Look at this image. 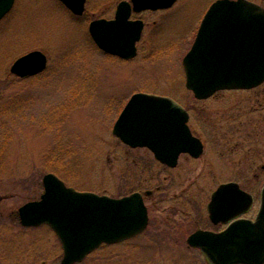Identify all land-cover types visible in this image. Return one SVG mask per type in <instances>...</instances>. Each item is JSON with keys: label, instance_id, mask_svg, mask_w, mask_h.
<instances>
[{"label": "rangeland", "instance_id": "rangeland-1", "mask_svg": "<svg viewBox=\"0 0 264 264\" xmlns=\"http://www.w3.org/2000/svg\"><path fill=\"white\" fill-rule=\"evenodd\" d=\"M57 1L15 0L0 20V264H61L53 230L23 226L17 212L39 198L47 172L78 190L112 197L153 192L145 199L147 230L76 264H208L178 238L156 236L167 221L189 226L197 205L204 214L221 182L236 181L251 192L256 212L264 186V81L203 100L186 88L181 58L213 0H177L134 13L145 26L136 57L127 61L103 54L88 31L92 19L112 17L119 0H86L83 15ZM251 1L264 7V0ZM33 49L46 54V69L31 78L12 74L13 60ZM137 91L169 95L183 105L202 154L181 153L168 167L148 148L116 137L112 126ZM186 196L189 201L182 200Z\"/></svg>", "mask_w": 264, "mask_h": 264}, {"label": "water", "instance_id": "water-1", "mask_svg": "<svg viewBox=\"0 0 264 264\" xmlns=\"http://www.w3.org/2000/svg\"><path fill=\"white\" fill-rule=\"evenodd\" d=\"M81 14L85 0H61ZM175 0H122L111 19L89 22L93 40L106 52L123 58L136 53L135 42L143 28L131 11L167 8ZM14 0L0 3V19ZM185 86L198 99L221 89H249L264 81V7L250 0H215L204 13L193 43L182 59ZM46 66L40 50L13 61L10 71L20 77L36 74ZM187 110L170 97L136 92L116 119L112 132L131 147H147L155 158L175 166L181 152L198 157L203 149L187 124ZM37 200L22 204L17 212L23 226L48 224L59 238L61 264L81 261L102 242L113 243L135 235L147 224L142 196L133 192L110 197L67 187L55 174L42 178ZM252 195L237 182L221 183L208 204L214 222L227 221L246 211ZM222 212V217L216 213ZM198 246L212 264L264 263V186L254 220L239 218L220 232L198 230L187 239Z\"/></svg>", "mask_w": 264, "mask_h": 264}, {"label": "flooded vegetation", "instance_id": "flooded-vegetation-1", "mask_svg": "<svg viewBox=\"0 0 264 264\" xmlns=\"http://www.w3.org/2000/svg\"><path fill=\"white\" fill-rule=\"evenodd\" d=\"M57 1V0H56ZM57 2H59L60 4H62L59 0L57 1ZM63 5V4H62ZM64 6V5H63ZM64 8L69 12V13H71L65 6H64ZM85 13V11L81 14V15H83ZM71 14H73V13H71ZM134 14V13H133ZM132 14V15H133ZM74 15V14H73ZM142 21H143V23H144V26H145V22H144V20L142 19ZM142 32H143V30H142ZM142 32H141V36H142ZM141 36H140V39H141ZM139 39V40H140ZM139 40L136 42V46H135V48H136V55H137V53H138V46H137V43L139 42ZM93 43H94V45L96 46V48L98 49V50H100L101 52H103L101 49H99V47L96 45V43L93 41ZM190 43H191V41H190ZM152 51V50H151ZM103 54H106V53H104L103 52ZM107 55H109V54H107ZM110 56H112V57H114V58H117V59H119V60H123V61H127V60H130V59H124V58H121V57H119V56H116V55H111L110 54ZM136 57V56H135ZM134 58V57H133ZM132 59V58H131ZM126 103V101L124 102V104ZM124 104H123V106H124ZM215 190V189H214ZM213 190V191H214ZM213 191H211V193H210V195H209V199L207 200V202H206V204H205V207H204V214L201 212V208H200V206L199 205H197L195 208H193V218H189V220H187V223H189V226H187V227H184L183 228V226L181 225V224H176L175 226H173L169 221H167L166 222V224H167V227H164L163 229H162V231H161V233H162V235H157L156 236V238H167V239H171L172 240V238H178L182 243H186V245L188 246V247H190V248H192V249H194V250H196L197 251V253H198V255L201 257V258H203V259H205L206 260V262L208 263V264H211L208 260H207V257H206V255L200 250V248H198V247H195V246H191L189 243H188V241H187V239H188V237L190 236V234H192V233H194V232H196V231H198V230H206V231H211V232H219V231H221L226 225H227V223H229L230 221H232V220H235V219H237V218H242V217H246V218H254V216H255V214L257 213V210H256V212H252V206L250 207V209H248L246 212H244V213H242L241 215H237V216H235V217H233L232 219H230L229 221H227V222H223V221H221V220H219L218 222H213V220H212V218H211V214H210V211H209V209H208V204H209V202H210V200H211V196H212V193H213ZM132 192H139L141 195H142V198H143V201H144V203H145V205H146V207H147V214H148V221H147V225L145 226V228L140 232V233H142V232H144L145 230H147V228H148V225L151 223V220H150V218H149V210H148V206H147V204H146V202H145V199H147V198H152V196H153V192H152V190H149V189H147V190H145L144 192H142L141 190H138V189H135V190H132L131 192H129V193H132ZM128 193V194H129ZM158 197H162V194H160ZM254 197V196H253ZM188 200L189 201V198H188V196H186V197H184L182 200L183 201H185V200ZM254 201H255V199H254ZM253 201V202H254ZM155 205H157V203H155ZM175 208H177V207H175ZM178 210V209H177ZM177 212H180V210H178ZM180 214H182L181 212H180ZM216 216L217 217H222V212H217L216 213ZM203 219L205 220V221H203ZM202 222H204L203 224H202ZM177 225H179L180 227H177ZM181 229L182 231L180 232V230H178V231H176V233H174V234H171V232H170V230L172 231V229ZM139 233V234H140ZM139 234H137V235H134V236H132V237H130V238H133V237H136V236H139ZM130 238H127V239H130ZM127 239H124V240H127ZM123 240V241H124ZM120 242H122V241H120ZM120 242H117V243H120ZM117 243H112V244H108V245H113V244H117ZM103 245H105V244H103ZM103 245H100L99 247H101V246H103ZM264 264V263H263Z\"/></svg>", "mask_w": 264, "mask_h": 264}, {"label": "trees", "instance_id": "trees-1", "mask_svg": "<svg viewBox=\"0 0 264 264\" xmlns=\"http://www.w3.org/2000/svg\"><path fill=\"white\" fill-rule=\"evenodd\" d=\"M0 167H2V165H1V158H0Z\"/></svg>", "mask_w": 264, "mask_h": 264}, {"label": "snow or ice", "instance_id": "snow-or-ice-1", "mask_svg": "<svg viewBox=\"0 0 264 264\" xmlns=\"http://www.w3.org/2000/svg\"><path fill=\"white\" fill-rule=\"evenodd\" d=\"M3 2V0H0V3H2Z\"/></svg>", "mask_w": 264, "mask_h": 264}]
</instances>
